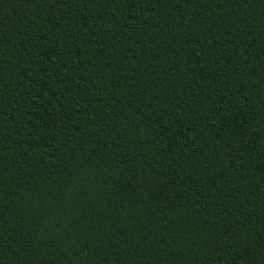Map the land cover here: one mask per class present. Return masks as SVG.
I'll return each instance as SVG.
<instances>
[{
  "label": "trees",
  "instance_id": "1",
  "mask_svg": "<svg viewBox=\"0 0 264 264\" xmlns=\"http://www.w3.org/2000/svg\"><path fill=\"white\" fill-rule=\"evenodd\" d=\"M0 264H264V0H0Z\"/></svg>",
  "mask_w": 264,
  "mask_h": 264
}]
</instances>
